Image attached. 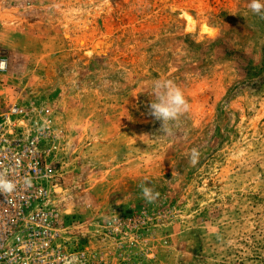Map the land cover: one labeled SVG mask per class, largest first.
<instances>
[{
    "label": "rangeland",
    "instance_id": "obj_1",
    "mask_svg": "<svg viewBox=\"0 0 264 264\" xmlns=\"http://www.w3.org/2000/svg\"><path fill=\"white\" fill-rule=\"evenodd\" d=\"M250 3L0 0V97L48 126L47 187L85 236L74 264H264V12ZM164 79L190 105L171 135L149 109Z\"/></svg>",
    "mask_w": 264,
    "mask_h": 264
},
{
    "label": "built area",
    "instance_id": "obj_2",
    "mask_svg": "<svg viewBox=\"0 0 264 264\" xmlns=\"http://www.w3.org/2000/svg\"><path fill=\"white\" fill-rule=\"evenodd\" d=\"M0 50V72L7 69ZM27 109L0 97V264H74L81 224L63 225L47 187L53 176L46 124H25ZM83 264L85 254H79Z\"/></svg>",
    "mask_w": 264,
    "mask_h": 264
},
{
    "label": "clouds",
    "instance_id": "obj_3",
    "mask_svg": "<svg viewBox=\"0 0 264 264\" xmlns=\"http://www.w3.org/2000/svg\"><path fill=\"white\" fill-rule=\"evenodd\" d=\"M249 8L253 13L261 14L264 12V3L261 0H251ZM151 95L153 99L149 104L150 114L161 122L160 131L165 135H171L173 125L189 111V102L182 89L167 79L154 81L151 86ZM195 156L196 151L192 150L193 160ZM142 195L145 200L151 202L158 193L147 186H142Z\"/></svg>",
    "mask_w": 264,
    "mask_h": 264
},
{
    "label": "snow or ice",
    "instance_id": "obj_4",
    "mask_svg": "<svg viewBox=\"0 0 264 264\" xmlns=\"http://www.w3.org/2000/svg\"><path fill=\"white\" fill-rule=\"evenodd\" d=\"M0 67H2V65H0Z\"/></svg>",
    "mask_w": 264,
    "mask_h": 264
}]
</instances>
